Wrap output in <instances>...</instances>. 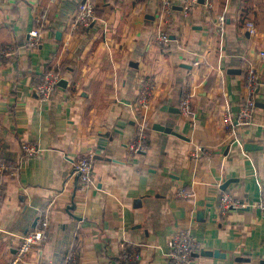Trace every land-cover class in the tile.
I'll return each mask as SVG.
<instances>
[{
    "label": "crops",
    "instance_id": "crops-1",
    "mask_svg": "<svg viewBox=\"0 0 264 264\" xmlns=\"http://www.w3.org/2000/svg\"><path fill=\"white\" fill-rule=\"evenodd\" d=\"M81 1L0 0V161L18 160L24 140L43 147L0 179V264L44 217L48 237L22 264H126L122 244L139 252L136 264H170L168 239L184 227L202 243L193 264H262L264 217L252 204L264 191V0H173L169 14L160 0H92L96 19L71 29ZM42 9L48 22L27 48ZM249 63L260 78L254 117L226 128ZM47 72L67 83L41 100ZM185 93L190 115L180 111ZM140 132L146 147L132 152ZM88 154L94 182L84 188L72 167ZM223 193L249 206L223 211Z\"/></svg>",
    "mask_w": 264,
    "mask_h": 264
},
{
    "label": "built area",
    "instance_id": "built-area-1",
    "mask_svg": "<svg viewBox=\"0 0 264 264\" xmlns=\"http://www.w3.org/2000/svg\"><path fill=\"white\" fill-rule=\"evenodd\" d=\"M198 0H184V7H190ZM213 0H205L208 8L212 7ZM173 6V0H160V12L162 14H169L171 12V7ZM49 12L47 9H42L35 17V27L28 32L27 39L24 43L25 47L33 48L37 47L40 42L42 35V29L48 22ZM96 19L95 5L92 0H83L79 3L76 13L72 19L70 25L71 29H87L90 24ZM218 21L220 28L222 29V24L224 22V15H218ZM249 31L253 32L254 24L248 22ZM158 43H166L169 41V36L166 31L160 30L157 35ZM6 51H1L0 54L7 53ZM259 57L264 58V52L259 53ZM58 75L52 72H47L42 81L39 82L38 86L35 87L36 96L45 100L54 91ZM245 99L240 104L239 108L235 111L234 115L226 112L224 116V124L226 128H232L234 125H248L252 122L254 117V112L257 106L256 91L260 86V78L257 68L253 63H249L245 70ZM149 94V86L146 85L140 92V102L146 100ZM192 98L190 94L185 93L180 101V111L183 114L190 115L192 113L191 107ZM146 147V141L144 134L140 132V135L135 138L129 145L128 148L132 152H137L144 150ZM193 155L199 157L200 153L204 152L201 146L194 149ZM43 147L40 143L31 142L24 140L20 146V157L16 161H0V179L6 174L16 175L19 173L22 162L26 158H39L42 155ZM93 161L94 155L88 154L80 157L75 161L72 167L73 176L77 177L80 185L82 187H88L93 184ZM178 195L183 197L187 195L185 190H178ZM221 209L223 211L235 210L236 208H241L249 206V204L233 198L228 193H223L220 197ZM252 206H256L261 215L264 217V191L261 192L259 197L254 200ZM48 237L47 222L46 217L41 219L37 226L26 231L20 241L16 252L9 260L8 264H22L26 254H28L33 249L38 248ZM169 249L167 252L168 262L170 264H193L196 257L195 255L199 253L202 247V243L196 239L191 233L190 229L187 227L176 229L170 235ZM120 259L126 264H136L140 260L139 252L130 246L122 244ZM61 264H70V261Z\"/></svg>",
    "mask_w": 264,
    "mask_h": 264
},
{
    "label": "water",
    "instance_id": "water-1",
    "mask_svg": "<svg viewBox=\"0 0 264 264\" xmlns=\"http://www.w3.org/2000/svg\"><path fill=\"white\" fill-rule=\"evenodd\" d=\"M59 33H60V32H57L58 36H59ZM57 82H58V84L61 85V86H65L66 83H67L66 80L63 79V78L58 79ZM257 105H258V103H257ZM177 112H178V110H177ZM153 129H155V130H159V131H162V132L164 131V132H166V133H172V134L177 135V136H179V137L182 136V135H179L178 133L174 132L170 126H165V125H161V124H158V123H155V124L153 125ZM247 147H251V144H245V148H247ZM229 181H230V179L227 180V181H225V182L222 184V187H223V188L226 187V186H227L226 184H227ZM201 212H202V211H198V212H197V216H198V217L201 216ZM208 253H210V252H206V251L202 250L201 253H200V255H202V254H208ZM213 253H214L215 256H219V252H218L217 250H214ZM262 264H264V261L262 262Z\"/></svg>",
    "mask_w": 264,
    "mask_h": 264
}]
</instances>
